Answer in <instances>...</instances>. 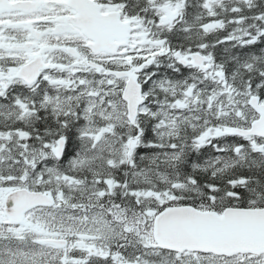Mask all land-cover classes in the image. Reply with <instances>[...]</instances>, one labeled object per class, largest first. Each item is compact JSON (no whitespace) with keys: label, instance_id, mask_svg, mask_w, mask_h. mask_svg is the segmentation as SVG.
<instances>
[{"label":"snow or ice","instance_id":"obj_1","mask_svg":"<svg viewBox=\"0 0 264 264\" xmlns=\"http://www.w3.org/2000/svg\"><path fill=\"white\" fill-rule=\"evenodd\" d=\"M0 264H264V0H0Z\"/></svg>","mask_w":264,"mask_h":264}]
</instances>
